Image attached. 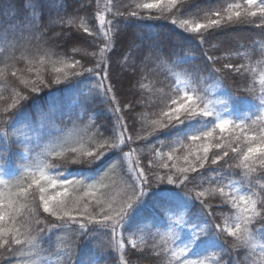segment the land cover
<instances>
[{
	"label": "trees",
	"instance_id": "obj_1",
	"mask_svg": "<svg viewBox=\"0 0 264 264\" xmlns=\"http://www.w3.org/2000/svg\"><path fill=\"white\" fill-rule=\"evenodd\" d=\"M154 2L58 0L54 5L51 0H0V180L4 181L0 192L4 193L6 208L8 194L17 191L18 183L26 179V171L31 168L38 174V169L45 164L48 165L46 174L57 181L81 180L83 185H96L91 189L75 183L66 186L67 199L80 198L78 207L72 210L77 219L91 213L100 220L101 207L126 199L127 185L136 175L133 172L129 176V164L135 167L138 162L151 183L146 188L143 204L133 214L131 227L123 231L126 237L123 249L111 247L110 235L96 225H88L90 229H99L94 233L95 239L89 241L78 239L80 229L76 224H62L59 231L52 228L59 223L56 217L45 213L42 207L38 216L30 213L34 205L30 199L21 198L15 206L25 203L28 207L15 221L6 217L3 222L5 228L12 229L4 236L11 248L0 247V264H68L69 246L73 241L76 246L71 259L75 264H182L192 259L202 260L204 264H264V164L259 159L249 160L247 163L255 169L249 172L242 166L241 157L230 149L228 157L217 165L210 163L214 154H222L214 147L216 143L228 141L232 148L246 151L248 146L259 142L257 139L253 143L247 138H258L264 130V119H261L264 117V26H260L259 17H252L251 23L202 30L204 43H201L197 34L181 29L178 22L190 18L198 9L202 17L204 12L226 9L228 4H243L244 0H186L179 12L176 8L171 13L165 11L167 18L161 16L159 9L137 7ZM166 3L167 0L160 8L167 9ZM117 12L123 15L115 16ZM132 12L139 15L133 17ZM100 14L104 16L103 25ZM173 15L176 24L172 23ZM60 18L63 24L59 23ZM69 19H75V23L69 25ZM83 27L96 35L85 34ZM116 28L118 41L111 46L112 51L100 53L105 42L103 33H111ZM93 52L97 53L95 57L91 55ZM40 57H44L42 63ZM105 57L109 72L105 83L113 86V103H109V97L102 90L97 93V80L90 73L78 79L71 72L82 71L80 67L70 69L59 62L55 65L48 62L49 58L79 60L84 67H93ZM228 63L234 67L243 65V68L239 73L225 69ZM62 67L63 73L55 72V68ZM38 75L48 87L40 85L41 90L33 93L32 83ZM57 76L59 84L55 83ZM180 81L196 86H219L214 92L218 98L214 111L236 123L244 119L248 126L244 133L235 130L241 136L239 143L232 133L233 125H229L227 136L222 134V137L216 129L211 139L195 142L189 139L199 131L210 129L212 122L206 128L197 126L189 132L182 126L179 132L170 129L149 135L150 122L159 119L161 111L166 110L165 105L171 104L170 98H177L178 93L183 95ZM18 95L17 106L11 107ZM115 105L121 109L119 118L113 111ZM113 129L117 133L126 132V146H122L118 156L109 152L88 168L70 163L65 167L55 155L80 144L88 147L89 141L111 139ZM127 136L132 140L127 141ZM208 144L213 145L208 153L209 163L203 169L197 165L198 172L190 171L185 185L169 184L167 179L160 181L153 176V173L173 175L176 179L177 169L189 167V161L202 155L203 146ZM170 153L171 160L167 158ZM185 155L187 161L183 158ZM162 162L169 167H160ZM58 164L61 166L52 167ZM219 188L232 195L234 188H238L241 194L257 201L259 215L253 216L248 224L249 243L234 248L235 238L223 232L213 243L203 242L193 253H181L192 230L204 227L206 220L223 227L227 218L228 226H234L239 209L232 206L230 196L218 192ZM200 191L212 194L194 199ZM63 192L65 188L59 183L55 188H48V195ZM200 200L210 215L201 211ZM24 218H28L27 226ZM37 219L42 222L39 226L46 229L42 236L35 232ZM169 229L178 235L174 243L167 242ZM26 235H36L37 239L32 244L13 243L16 238L24 241ZM131 241H135V247ZM173 251L177 253L175 257L171 254Z\"/></svg>",
	"mask_w": 264,
	"mask_h": 264
},
{
	"label": "snow or ice",
	"instance_id": "obj_2",
	"mask_svg": "<svg viewBox=\"0 0 264 264\" xmlns=\"http://www.w3.org/2000/svg\"><path fill=\"white\" fill-rule=\"evenodd\" d=\"M51 2L56 5L58 0H51ZM164 2V0H156L154 3H144L142 5H137V7H143L147 10L159 9L161 12V16H165V11L171 13V9L176 8L179 12L181 8L185 6L186 0H167V9L160 8V5ZM180 6L179 8L177 6ZM59 6V5H58ZM255 9V10H253ZM201 10H197L194 13L190 14V18L181 19L179 23V27L184 29L185 31L193 34H197L201 43H204V35L202 30H212L216 28H220L225 24L231 23H251L252 17H259L260 26H264V2H259L258 0H244L243 4H228L226 9L215 10V11H207L204 12V15L201 17L199 15ZM115 16H122V13H115ZM133 17L138 16L137 12H132L130 14ZM151 19L152 17H148ZM100 24H104V16L103 14L99 15ZM59 23L63 24V18H60ZM69 25L75 23V19H69L67 21ZM172 23L176 24L177 20L174 15L172 18ZM80 27V25H77ZM83 32L89 36H95L96 34L91 32L88 27H83ZM118 33L119 29H114L111 33L104 32L103 36L105 38V42L103 48L100 49V53H108L112 51V45L117 43L118 41ZM92 56H96L97 53H91ZM209 59H212L209 57ZM44 57H40L41 63L43 62ZM49 63L55 65L57 62L61 63L63 67L76 69L80 67L82 71H72L71 76L76 78L85 77L86 73H90L93 78H96L97 83L95 85V90L97 93H100L102 90V94L109 97V103H113L115 101V94L112 91V84L105 83L106 80L109 79L108 66L105 59L100 60L94 64L93 67H84L81 65L79 60H73L71 62H67L65 60H53L49 58ZM62 68H55V72L63 73ZM225 69L234 70L237 73L241 71L243 65L239 67H234L233 64L228 63L224 65ZM31 71V69H29ZM220 71V70H217ZM13 76L16 75L15 72L12 73ZM65 75V79H67V74ZM60 77L57 76L55 79V83L59 84ZM27 83V81H25ZM40 85H44V87H48V84L43 80L42 77L38 75L37 81L32 83V92H39ZM195 89L192 92L184 91L183 95L180 96L177 94V98H170L171 104H166V110H162L159 114V119L152 120L151 123V132L155 133L160 130H175L176 132L181 131L182 126L186 132L192 131L197 126H201L206 128L208 122H212L213 126L210 129L199 131L196 135H191L189 139L193 142L199 141L202 138L211 139L213 137V133L216 129H219L221 133H223L226 129H228L229 125H233L232 133L235 134V130L239 129L241 133H244L245 128L248 126L245 123L244 119H240L239 123H236L233 120H227L222 118L218 113L214 111V109L210 106L211 102L204 101L203 97L199 94L194 96ZM23 99H27V97H23ZM19 101V95L13 98V103L11 107H16ZM262 103H264V99H262ZM203 104V107L200 105ZM113 111L117 114V118H119V113L121 109L118 105H115ZM264 119V117H261ZM253 124L256 121L252 122ZM121 128H125V125L121 124ZM126 132L117 133L113 129V136L111 139H103L99 142L89 141V146L85 147L83 144H80L79 147H70L64 151H58L55 155L61 158V164L65 167L67 164L73 165H82L88 168L94 166L97 162L103 160L105 156L111 152L114 156H118L122 151L123 147L126 146ZM241 136L239 134H235V141L237 143L240 142ZM249 141L255 143L257 139L258 143H255V146H248L246 151L238 148H232L231 143L228 141H224L223 143H216L214 145L215 148L219 149L222 154H214L210 163L212 165H217L219 161L223 160L225 157L229 155V149L234 153L235 156L241 157L242 166L247 169L249 172L255 171L254 168L251 167L249 160L255 161L259 159L262 164H264V130L261 131V134L257 138L256 136L248 137ZM131 136H127V141H131ZM213 145L208 144L203 146L202 155H196L193 161H189V167L186 168H178L177 172L179 175L176 179H173V175L159 176L156 173H153V176L156 180L163 181L167 179L169 184H180L185 185L186 182L189 181L188 173L198 172L197 165H199L200 169L204 168V165L209 163L208 153L211 151ZM157 156L160 153L157 151L155 153ZM258 154V155H257ZM127 155V154H126ZM169 160L173 159L172 154L170 153L167 157ZM186 161L188 160V156L185 155L183 157ZM61 165H52V167H60ZM48 165L40 167L37 172H33L31 168H29L26 173V179H22L17 186V191L12 193L10 192L7 197V208L4 203V193L0 192V247L5 245H9V241L4 238L5 233H11L12 229L5 228L3 226V222L5 218L8 217L10 220L15 221L18 216H21L22 210L28 207L25 203H19V206L15 205L18 201L23 199H30L31 203L34 205L29 211L32 214L39 215V209L42 207L45 213H49L51 216L56 217L59 223L53 224L52 228L56 230H61V225L68 224H76L79 226L78 239L80 241H89L95 239L94 233L99 230L98 228H89L88 225H96L99 228H102L106 231L107 234L110 235V246L113 248H124V240L126 237L123 235V231L127 230L128 227H131L130 221L133 217V214L138 211L139 207L143 204V198L147 195L146 188L151 187V183L149 181L148 176L145 174L144 169L137 166L133 167L129 164L127 172L129 176L133 172L136 173L135 178L132 179V182L127 185V193L125 194L126 199L121 201H117L114 203H109L107 208L101 207L100 215L101 219L97 220L95 217L89 213V215L84 218L77 219L76 216H73L72 210L77 208L80 203V198L76 197L74 199L66 198V186L73 185L74 183L77 186L83 185V181L81 180H68L63 179L57 181L53 179L51 176H48L45 172V168ZM160 167L168 168L169 165L167 163H161ZM173 168L176 166L173 165ZM4 181L0 180V184H3ZM59 183L61 188H65V192L56 193L55 195H48V188H55ZM89 189L95 187V184L83 185ZM103 187H107L106 185H102ZM231 188L232 185H229ZM218 192L224 195H228L231 198V203L234 208L240 210L241 215H237L234 226H228L227 218L225 219L224 226L222 227L220 224H215L211 221H205L204 227H196L192 230V234L190 238L184 245V248L181 249V253L187 251L189 253H193L203 242L213 243L215 239H217L221 233L226 232L229 236L235 238V243L233 247H239L243 244H248L251 239L250 229L248 228V224L251 223L252 216L259 215L256 212V204L257 201L253 200L251 197H246L243 194L238 196L232 195L231 192L225 194L224 188H219ZM236 192L239 193L240 189H236ZM89 193H86L88 195ZM206 191L196 192L194 195V199H199L204 197ZM200 204L202 205L201 211L205 215H210L207 212V209L203 207L204 201L200 200ZM264 206V204H262ZM85 210H87V206L85 205ZM248 213H251L252 216H249ZM25 225L27 226L28 218H24ZM42 222L37 219L35 221L36 228L35 232L37 235L42 236L46 231L45 228H41L39 225ZM244 225L242 228L241 225ZM29 232L32 229H28ZM36 235H26L25 240L14 239L13 243L15 245H22L23 243L32 244L36 241ZM132 247H135V241H131ZM76 242L73 241V244L70 245L71 252L75 251ZM11 248V245H9ZM164 251H167L165 249ZM71 252L69 254L68 264H75V262L71 259ZM172 256L175 257L177 253L173 251ZM184 264H204L202 260L192 259L185 260Z\"/></svg>",
	"mask_w": 264,
	"mask_h": 264
},
{
	"label": "rangeland",
	"instance_id": "obj_3",
	"mask_svg": "<svg viewBox=\"0 0 264 264\" xmlns=\"http://www.w3.org/2000/svg\"><path fill=\"white\" fill-rule=\"evenodd\" d=\"M166 0H164L165 2ZM163 2V3H164ZM167 4V3H166ZM264 79V77H263ZM180 87L182 89V91H189V92H192L193 89H195V92L193 93L194 96L196 94H199L201 97H203L204 101L206 102H211L210 103V106L212 108H214V104L218 101V98L215 97L214 95V92H216V89L219 87V86H216V85H213V84H209V85H201V86H196L195 84H191V83H187V82H184V81H180ZM216 88V89H215ZM263 94H264V89H263ZM263 99H264V95H263ZM200 107H203V104L200 105ZM229 126H228V129H226L223 133H221V136L222 134L224 135H228L229 134ZM228 134H225L227 133ZM223 137V136H222ZM202 148V146H201ZM236 189L237 188H234V191H232L234 193L235 196L237 195H240L241 192H239V194L236 192ZM246 197H248L247 195H245ZM239 215H241L240 213V210H239ZM249 216H252L251 213H248ZM253 217V216H252ZM243 225V224H242ZM168 237H167V242L168 243H174L176 240H178V235L177 233L174 231V229H169L168 231V234H166ZM185 262V261H184ZM184 262L182 264H184Z\"/></svg>",
	"mask_w": 264,
	"mask_h": 264
}]
</instances>
